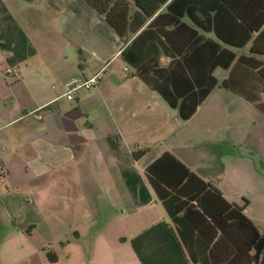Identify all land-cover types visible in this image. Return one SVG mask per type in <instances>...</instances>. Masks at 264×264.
I'll return each instance as SVG.
<instances>
[{"label":"crops","instance_id":"crops-1","mask_svg":"<svg viewBox=\"0 0 264 264\" xmlns=\"http://www.w3.org/2000/svg\"><path fill=\"white\" fill-rule=\"evenodd\" d=\"M224 1L232 10L245 12L249 8L244 3L256 0ZM182 21L188 22L186 17ZM199 33L216 40L212 33ZM255 36L243 50L223 47L235 53L236 60ZM124 47L83 0H0V220H13L22 235L31 223L40 229L55 217L46 207L49 189H60L67 209L82 211L81 225L69 227L75 232L66 243L88 230L99 264H191L145 174L146 167L167 153L210 185L206 207L226 235L244 232L245 220L240 223L236 207L243 208L242 216L264 235L236 185L226 182L229 168L217 170L204 154L197 162L193 147L197 142L232 143L226 129L229 114L248 103L216 87L195 114L182 121L123 61ZM169 62L160 58L162 66ZM228 73L218 67L213 76L220 83ZM94 76L100 78L96 86L78 90L72 100L64 96L69 81ZM136 151L145 154L135 160ZM196 186L160 185L170 205L175 204L173 211L184 201L194 203L190 199ZM19 217L27 221L22 228L14 223ZM208 221L204 232H215L217 239L222 230ZM159 224L164 226L132 245Z\"/></svg>","mask_w":264,"mask_h":264},{"label":"trees","instance_id":"trees-1","mask_svg":"<svg viewBox=\"0 0 264 264\" xmlns=\"http://www.w3.org/2000/svg\"><path fill=\"white\" fill-rule=\"evenodd\" d=\"M83 1L124 43L123 61L177 111L180 120H189L216 87L231 92L264 115L263 0L260 4L258 0L255 4L244 3L249 8L245 12L232 10L224 0H133L134 11L125 0ZM164 6L165 11L161 12ZM184 17L188 22L182 21ZM199 31L212 33L216 40L205 39ZM253 34L256 36L251 45L236 60L235 53L223 47L243 50ZM162 56L170 59L167 66L160 64ZM218 67L229 71L220 83L213 76ZM144 154L145 151H136L132 156L139 160ZM145 174L174 223L182 250L188 254L191 264H264V235L242 216L243 208L233 210L239 214L240 223L245 220L244 232L226 235L206 207L205 194L210 185L172 155H162L146 167ZM170 182L199 184L194 188L197 193L190 199L194 203L184 201L173 211L175 204L170 205L169 194L160 187ZM169 188L176 190L174 186ZM208 219L223 235L216 239L215 232H204ZM161 226L164 225L147 230L132 240V245ZM49 261L55 262V256L49 257Z\"/></svg>","mask_w":264,"mask_h":264},{"label":"rangeland","instance_id":"rangeland-1","mask_svg":"<svg viewBox=\"0 0 264 264\" xmlns=\"http://www.w3.org/2000/svg\"><path fill=\"white\" fill-rule=\"evenodd\" d=\"M125 1L132 10V0ZM220 72L218 70L215 74L218 79ZM243 105L229 114L226 124L228 133L234 136L232 143L207 146L197 142L193 147L196 154L198 152L197 162H201V154H204L217 170L229 168L226 182L236 185L238 196L248 202L249 216L264 234V115L250 104ZM237 171L243 176L241 180H238ZM49 190L51 194L46 204L49 206L46 207L52 210L55 217L45 221L40 229L34 230L35 223H31L26 229L27 232L32 231L31 234L24 230L22 235L15 229L13 220H0V264H99L96 261L98 253L93 251L92 235L88 230L86 233L82 231L77 241L66 243L72 240L75 232L69 227L77 226L78 229L81 225L82 211L76 208L72 210L71 207L67 209L60 189ZM15 222L17 225L20 222V228L27 224L24 218L15 219ZM61 242L64 244L61 245ZM52 256H55L56 262L49 261Z\"/></svg>","mask_w":264,"mask_h":264},{"label":"built area","instance_id":"built-area-1","mask_svg":"<svg viewBox=\"0 0 264 264\" xmlns=\"http://www.w3.org/2000/svg\"><path fill=\"white\" fill-rule=\"evenodd\" d=\"M99 76H94L89 80H78V79H73L71 81H69L66 85H65V93L64 96L68 99V100H72L75 93L78 90L84 89V90H90L91 88H93L94 86H96L99 82Z\"/></svg>","mask_w":264,"mask_h":264}]
</instances>
